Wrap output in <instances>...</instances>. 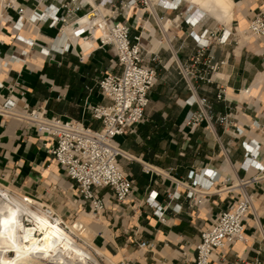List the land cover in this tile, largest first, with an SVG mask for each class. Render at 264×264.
Masks as SVG:
<instances>
[{"label": "crops", "instance_id": "obj_1", "mask_svg": "<svg viewBox=\"0 0 264 264\" xmlns=\"http://www.w3.org/2000/svg\"><path fill=\"white\" fill-rule=\"evenodd\" d=\"M37 1L14 0L24 11L22 15L0 9L1 14L9 16L1 25L0 57L10 59L0 75V95L11 93L30 108L42 106L48 115L97 128L99 122L89 117L85 105L106 102L97 81L106 72L119 71L114 66L115 51L111 46L100 48L96 44L85 50L82 41L72 37L70 27L60 23L53 27L30 23L28 14ZM230 1L227 17L210 0H188L182 9L191 6L204 17L194 27L180 19L178 26L170 25L160 32L146 14L136 21V12L128 20L130 37L139 36L146 52L144 61L154 66L156 81L144 121L115 138V144L127 156L119 158V164L133 179V191L124 203L116 204L112 191L101 189L105 211L82 223L93 233L90 246L105 263L124 259L134 264H193L200 231L209 227L218 213L234 205L235 195L226 187L236 178L246 179L255 173L252 166L245 167L247 145L254 141L258 158L264 156V37L237 34L225 44H210L204 57L210 65L223 64L210 81L194 79L192 90L175 63H190L201 29L241 31L252 13L264 9V0ZM49 3L41 0L38 8ZM80 6L78 15L87 9L84 0ZM153 55L156 60L150 61ZM196 68L203 66L198 64ZM221 88L225 96L218 100L216 94ZM195 98L204 99L210 106L212 127L205 121L193 128L186 125L188 114L198 110L195 102L190 103ZM220 116H226V124L216 120ZM210 171L218 175L212 184ZM0 180L11 191L27 194L55 213L62 212L68 198L77 194L64 170L39 145L34 130L16 119L0 121ZM150 191L157 192L154 204L147 200ZM248 191L256 217L249 214L246 219V241L235 243L222 253L221 260L210 264H264V180ZM168 193L174 195L169 197ZM155 210H161L162 220ZM140 242L149 246L138 248Z\"/></svg>", "mask_w": 264, "mask_h": 264}, {"label": "built area", "instance_id": "obj_2", "mask_svg": "<svg viewBox=\"0 0 264 264\" xmlns=\"http://www.w3.org/2000/svg\"><path fill=\"white\" fill-rule=\"evenodd\" d=\"M36 6L29 12L30 23H48L50 27L60 23L61 26L70 27L72 37L82 42H89L85 50L98 47H113L115 51V64L118 72H106L97 81V89L106 100L104 103H86L85 109L92 120L99 122V127L92 128L81 121L67 119L57 115H48L44 107L30 108L21 97L7 94L0 95V121L16 119L24 123L27 128L33 129L39 137V145L47 149L59 167L64 170L66 177L73 182L78 197V208L81 213L88 212L95 218L106 209V199L99 191L109 188L116 204L124 203L133 191V179L124 171L119 158H127L123 151L115 144L117 136L132 131L145 119V109L149 103V93L156 81L154 66L144 61L146 54L139 43V36L130 37V19L136 12V21L143 14L156 23L158 30L164 32L168 26H178L180 19L190 27L204 21L203 15L195 13L191 6L183 10L188 0H84L87 6L84 13L78 15L81 9V0H49L50 3L38 8ZM190 5V4H189ZM0 9H12L22 15L24 11L15 5L14 0H0ZM138 11H140L138 13ZM89 17L82 21V19ZM121 18V19H118ZM9 20L8 15L0 13V30L3 22ZM98 31L95 36L94 33ZM241 35L244 38L261 39L264 37V9L252 13L245 29L241 31L231 29L221 30L219 33L208 28L201 29L196 41V51L189 64L175 61L178 70L186 81L190 90L193 89L194 79L210 81L215 71L223 64L210 65L204 57L205 50L212 44H225L230 36ZM19 37H15L18 40ZM31 43L32 41H26ZM153 55L150 61H155ZM10 59L2 60L0 57V75L8 67ZM201 64L202 69L196 66ZM20 87L19 83H15ZM3 84L0 82V89ZM23 96V93L20 94ZM224 90L216 94L218 100L224 99ZM21 101V105H18ZM196 103L198 110L189 113L186 125L190 128L205 121L212 127L210 106L204 99L195 98L190 103ZM222 124L227 123L226 116L216 119ZM248 154L245 167L252 166L255 173L246 179L236 178L234 183L226 187V191L235 195L233 207L218 213L209 227L200 231L199 241L196 245L193 264H210L221 260L222 253L231 249L235 243H244L246 219L249 214L255 216L253 197L248 188L254 183L264 180V156L258 158V144L254 141L247 145ZM149 172L148 167H143ZM210 184L218 180L216 172L209 173ZM4 186L0 183V199L4 197ZM9 195H16L8 190ZM190 194V193H189ZM169 194L168 196H172ZM157 192L150 191L147 200L155 203ZM36 209L35 205H31ZM40 209L52 220L57 214L48 205H41ZM154 213L162 220L161 210ZM26 226L31 223L25 218ZM65 226L63 222L60 223ZM81 229L80 225L78 226ZM260 232V228L258 226ZM37 235V232H36ZM95 256L90 264H134L128 260L116 263H105L104 257L86 244ZM264 240V237H263ZM146 242H140L138 248H147ZM258 264V262L254 263Z\"/></svg>", "mask_w": 264, "mask_h": 264}, {"label": "bare ground", "instance_id": "obj_3", "mask_svg": "<svg viewBox=\"0 0 264 264\" xmlns=\"http://www.w3.org/2000/svg\"><path fill=\"white\" fill-rule=\"evenodd\" d=\"M210 2L229 17L230 0H210ZM88 17L89 15H86L82 21ZM97 34L98 31L94 33L95 36ZM88 44L82 42L81 45L86 48ZM4 187L6 199H0V264H41L42 260H50L55 264H90L95 259V256L83 249L64 230L67 226L60 224L63 221L58 215L52 220L40 209L43 204H38L25 195L17 197L9 195L7 193L9 189ZM31 205H35L36 209ZM24 217L29 218L31 226L23 223ZM78 226V223H74L70 229ZM36 232L40 235H36ZM87 234L89 235V233L85 235ZM8 252L13 253V257L6 258ZM95 252L97 253V250Z\"/></svg>", "mask_w": 264, "mask_h": 264}, {"label": "rangeland", "instance_id": "obj_4", "mask_svg": "<svg viewBox=\"0 0 264 264\" xmlns=\"http://www.w3.org/2000/svg\"><path fill=\"white\" fill-rule=\"evenodd\" d=\"M116 62V60H115ZM115 68H117V66H115ZM0 183L2 185H4L2 183V181L0 180ZM6 186V185H4ZM9 190H11L12 188L9 186H6ZM14 193L16 194L14 197H17L18 195H25L28 196L27 194L24 193H20L19 191L13 189ZM30 198V196H28ZM38 204H41L40 202H37ZM54 207V206H53ZM78 208V197L77 194L73 195L71 197L68 198V200L65 202L64 207H61V211L62 212H56V214H58L59 216H61V220L63 221V223L67 226V229H64L66 232H68L70 234V236L85 250H87L88 252H90V254L92 256H94V253L85 245H83L78 238H80L81 240H83L86 244H88L89 246L91 245V240L93 237V233L91 231H89L90 229L86 226H84L82 223H89L90 221L94 220L95 218L92 217V215L88 212V210H86L85 212L81 213L79 211ZM63 214V215H61ZM26 219H29L27 217H24L23 221H25ZM74 223H78L81 227V229L78 230V228H72L70 229V226ZM32 223H29L28 225L31 226ZM83 229V230H82ZM39 231V230H38ZM41 233V231H40ZM86 233H89V235L87 234V236L85 235ZM38 235V232H37ZM40 235V234H39ZM38 235V236H39ZM37 236V237H38ZM86 236V237H85ZM96 250V249H94ZM6 258H11L13 257V253H6L5 255ZM88 263V260H87ZM41 264H55L52 263L50 260H42ZM89 264V263H88Z\"/></svg>", "mask_w": 264, "mask_h": 264}]
</instances>
